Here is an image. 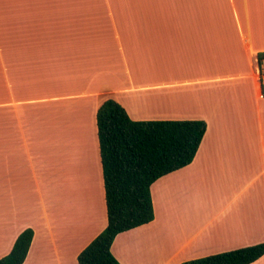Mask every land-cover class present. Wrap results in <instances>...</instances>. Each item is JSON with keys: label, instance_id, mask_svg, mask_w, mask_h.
I'll return each instance as SVG.
<instances>
[{"label": "crops", "instance_id": "1", "mask_svg": "<svg viewBox=\"0 0 264 264\" xmlns=\"http://www.w3.org/2000/svg\"><path fill=\"white\" fill-rule=\"evenodd\" d=\"M116 1L1 13L26 46L17 67L20 163L0 167V258L32 228L23 264H79L106 228L96 115L107 96L134 120L207 124L193 161L151 185L154 219L114 239L120 264H181L264 242V94L256 71L264 0ZM51 118L56 147L63 136L78 141V154L69 157L71 189L46 197L41 139ZM250 264H264V255Z\"/></svg>", "mask_w": 264, "mask_h": 264}, {"label": "trees", "instance_id": "2", "mask_svg": "<svg viewBox=\"0 0 264 264\" xmlns=\"http://www.w3.org/2000/svg\"><path fill=\"white\" fill-rule=\"evenodd\" d=\"M6 25L0 19V31L13 33L11 38L15 36L18 42L16 29ZM3 44L0 43V104L9 103L4 95ZM17 53L15 58L19 60V50ZM262 57L264 52H259L258 58ZM19 95L16 101L24 99L23 93ZM96 124L108 223L79 253L78 261L79 264H120L111 251L114 239L119 233L154 219L151 185L193 161L207 124L202 119L134 120L112 98L99 106ZM33 234L32 228L21 232L11 251L0 258V264H23ZM263 255L264 242H261L181 264H250Z\"/></svg>", "mask_w": 264, "mask_h": 264}, {"label": "rangeland", "instance_id": "3", "mask_svg": "<svg viewBox=\"0 0 264 264\" xmlns=\"http://www.w3.org/2000/svg\"><path fill=\"white\" fill-rule=\"evenodd\" d=\"M109 1L113 3L114 0H68V1L67 0H0V16H1V13L3 14V12H4V15H8L10 13L9 10H12L15 8H16L15 9L16 16L17 14L19 15L21 11H18V10H21V9L17 7H23L22 11H25V10L30 11V9L32 10H35V9L37 10V8L43 9L44 8L43 6L45 5L54 6L60 3H64V2H68V3L74 2L73 4L87 2L88 4H92V3H106ZM115 2L117 1L115 0ZM8 36H10V38H8ZM12 36H13V33L8 35L7 33L3 34L0 31V43H4L3 44L4 95H5L6 100L9 102V105H6V103L0 104V167H18L20 163L19 152L22 151V149L19 150V145H18L19 143L18 133L21 132V130H20L19 118L17 114L19 112L21 103L16 101L17 98L20 97V95L18 93V88H17L18 58H15V52L17 53V51L18 50L20 51L21 49L23 53V48L26 45H19L17 42V38L14 36V38L12 39L11 38ZM8 39L10 40V42L5 43L4 40H8ZM107 98L109 99L110 97L107 96ZM21 99H23V95L21 96ZM51 120L52 121L49 120L48 127L46 126L43 127V136L41 139L42 140L41 145L44 147L42 149L44 160L42 161V157H41L40 167L42 166V163H43L44 167L47 166L50 168V176H49V183H48L49 187L48 189H44L46 197H49L48 192L53 194L55 192V189L56 191H58V193L62 189H65L66 191H69L71 189L70 182L68 181L69 178L71 179V176H72V173L69 174V168H70L69 157H72V156L75 157L78 154L77 153L78 141H71L61 136L62 150L64 148H67V149L63 150L64 153H63L62 163H63V166L65 167H59V164L56 163L58 161L56 159L57 157L56 152H55L56 148L54 149L56 143L58 142L57 137H56V131H57L56 126L58 125H57V122L55 123V121L52 118ZM91 148L92 146L89 148L90 152L92 151L90 150ZM52 154L56 155L55 159L54 157L53 159L51 158L50 155ZM71 167H74V165H72ZM47 186H45V188Z\"/></svg>", "mask_w": 264, "mask_h": 264}, {"label": "built area", "instance_id": "4", "mask_svg": "<svg viewBox=\"0 0 264 264\" xmlns=\"http://www.w3.org/2000/svg\"><path fill=\"white\" fill-rule=\"evenodd\" d=\"M256 71L261 93L264 94V57L259 59L257 55Z\"/></svg>", "mask_w": 264, "mask_h": 264}, {"label": "bare ground", "instance_id": "5", "mask_svg": "<svg viewBox=\"0 0 264 264\" xmlns=\"http://www.w3.org/2000/svg\"><path fill=\"white\" fill-rule=\"evenodd\" d=\"M58 141H59V140H58ZM59 143H60V142H59ZM56 144H57V143H56ZM56 146H57V145H55L54 149L57 148ZM60 146H61V145H60ZM58 147H59V144H58ZM60 148H62V147H59V148L55 149L56 151L53 150V151L56 152V155H57V153H58L57 151H59V153H60V152H61V153H64V152H62V151L67 149V148H64L63 150H58V149H60ZM55 152H54V153H55ZM68 152H69V151H68ZM65 153H66V152H65ZM56 155H50V156H52V157L54 156V159H55V156H56ZM59 155H60V154H58V156H59ZM61 155H62V154H61ZM62 156H63V155H62ZM64 156H65V155H64ZM66 156H67V155H66ZM61 158L63 159V157H61ZM56 159H57V157H56ZM60 160H61V159H60ZM64 160H65V159H64ZM53 162H54V161H53ZM55 162H56V161H55ZM61 162H62V161H61ZM61 162H59V165H60ZM56 163H58V161H57ZM58 171H59V170H58ZM66 172H67V171H66ZM58 174H59V173H58ZM60 174H61V173H60ZM69 174H70V172H69ZM69 176H70V175H69ZM67 179H68V177H67ZM68 181L70 182V178H69ZM61 182H62V181H61Z\"/></svg>", "mask_w": 264, "mask_h": 264}]
</instances>
